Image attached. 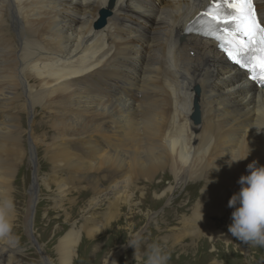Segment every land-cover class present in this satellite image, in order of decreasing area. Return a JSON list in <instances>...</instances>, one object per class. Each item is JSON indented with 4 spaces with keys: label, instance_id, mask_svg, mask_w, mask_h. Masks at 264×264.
<instances>
[{
    "label": "bare ground",
    "instance_id": "1",
    "mask_svg": "<svg viewBox=\"0 0 264 264\" xmlns=\"http://www.w3.org/2000/svg\"><path fill=\"white\" fill-rule=\"evenodd\" d=\"M208 1L166 0L156 6L150 0H115L105 26L95 30L109 0H0V198L11 196V157L17 154L19 133L16 105L23 101L27 114L36 104L54 114L59 135L48 151L50 160L75 181H86L95 195L89 209L104 203L116 211L110 227L123 208H138L135 197L140 203L144 198L138 181L151 185L159 173L176 183L205 184L193 218L181 219L183 227L192 221L196 227H211L207 218L216 210L231 215L228 200L239 191L237 181L247 174V165H264V91L246 86L244 74L230 67L210 41L188 36L179 42L186 22ZM151 24L154 29L148 32ZM148 50L147 73L139 79ZM93 77L132 90L134 99L92 93L86 81ZM194 102L198 125L190 119ZM72 143L86 157L72 154ZM248 150L247 159L228 167L230 157ZM93 173H99L101 184ZM66 189L59 185L58 191ZM36 190L30 194L29 214ZM164 197L155 195V200ZM30 218L26 236L34 245ZM179 239L172 238L171 245L180 247ZM79 240L77 233L61 242V264H71ZM18 253L0 245V264H20ZM115 257L109 258L111 264H117Z\"/></svg>",
    "mask_w": 264,
    "mask_h": 264
},
{
    "label": "rangeland",
    "instance_id": "2",
    "mask_svg": "<svg viewBox=\"0 0 264 264\" xmlns=\"http://www.w3.org/2000/svg\"><path fill=\"white\" fill-rule=\"evenodd\" d=\"M150 1L154 2L156 6H162L166 0ZM135 21L140 22L137 19ZM153 26L154 24H151L146 30L152 31ZM144 53L147 54H144L145 58L141 59L142 68L139 79L143 74L146 75L145 71L151 55L149 50ZM29 83L30 86H35L34 82ZM86 84H88L89 91L94 94L98 92L100 96H107L106 99H114L119 95L131 96L134 99L132 90H126L115 82L106 83L98 80V77H93L89 78ZM113 84L117 87H113ZM20 92L22 93V91ZM111 92H113V98H110ZM24 100L26 99L24 98ZM22 105L23 101L16 105L17 108L18 106L20 108L16 109L18 114L15 113L19 132V144L17 143L16 146L19 148L14 149L17 154L13 152L14 157H11L12 160L14 158L11 173V197L15 204L13 232L20 238L19 247L11 249L19 250L16 256L20 264H61L59 258L61 242L77 233L80 235V240L71 259V264H111L109 258L111 260L115 254L117 259L115 263L117 264H143L142 260L137 262L133 258L135 249L126 244L129 236H135L137 233L142 238L138 255L142 256L147 246L156 242L169 255L168 264H213V261H216L217 264H264V247L240 242L228 232L231 215L226 211H213L214 214L207 218L211 221L209 228L196 227L194 224L196 221L183 227L181 219L188 220L194 216L192 215L193 209L196 207L205 185L200 182L190 183L189 180H185L176 183L173 177L167 178L162 173L157 175L153 185H145L146 183L140 180L137 185L144 198L140 203L135 197V203L139 205L138 208L134 206V210L131 209V211L128 207L123 208L122 211H119L120 217L110 227L112 221L110 216L116 211H108L107 204L104 203H98L95 208L89 209L88 201L95 195L88 189L86 181H75L67 171L60 172L63 168H59V164L50 160L48 151L54 146L53 138L59 135L52 125L55 121L54 114L38 104L33 106L27 114ZM95 139L100 145L102 144L99 137ZM76 147V144L73 143L68 145L72 154L80 156L83 153L82 156L86 157L84 152H80L79 148L76 150ZM29 152L34 154V162ZM92 176L98 184H101L99 173H93ZM59 185L66 186L68 189L60 194ZM36 188L37 200L29 214L30 194L32 189ZM78 189L83 190L84 193L79 194ZM155 195L159 197L165 195L163 202L155 200ZM29 215L31 216V235L34 245H29L26 236ZM125 218H127L126 221ZM93 229H97L93 236H85L87 231ZM199 231L197 239L192 237L193 233L198 235ZM215 233L216 235H214ZM177 237L180 238L178 242H182V247L181 245L180 247L171 245L172 238Z\"/></svg>",
    "mask_w": 264,
    "mask_h": 264
},
{
    "label": "clouds",
    "instance_id": "3",
    "mask_svg": "<svg viewBox=\"0 0 264 264\" xmlns=\"http://www.w3.org/2000/svg\"><path fill=\"white\" fill-rule=\"evenodd\" d=\"M249 154L250 150L243 156L230 157L228 167L231 168L232 165L247 159ZM246 172L247 174L240 176L237 181L239 191L228 200L227 206L233 211L227 230L240 242L264 247V165L252 161L247 165ZM204 191L205 188L202 193ZM14 215L15 204L12 197L0 198V245L10 248H17L20 245L19 236L13 232ZM141 243L139 233L135 236L130 235L126 240L127 246L135 249L133 258L137 262L142 260L143 264H168L169 255L156 242L149 244L142 256L138 255ZM213 264L217 262L213 261Z\"/></svg>",
    "mask_w": 264,
    "mask_h": 264
},
{
    "label": "snow or ice",
    "instance_id": "4",
    "mask_svg": "<svg viewBox=\"0 0 264 264\" xmlns=\"http://www.w3.org/2000/svg\"><path fill=\"white\" fill-rule=\"evenodd\" d=\"M186 31L219 41L229 59L264 87V22L254 0H215Z\"/></svg>",
    "mask_w": 264,
    "mask_h": 264
},
{
    "label": "water",
    "instance_id": "5",
    "mask_svg": "<svg viewBox=\"0 0 264 264\" xmlns=\"http://www.w3.org/2000/svg\"><path fill=\"white\" fill-rule=\"evenodd\" d=\"M101 14L103 15V14H105L104 12H101ZM103 19H104V15L102 16V19H101V21L97 24V25H95V28L96 29H99V28H101L103 25H104V23H103ZM191 120L194 122V124H199V122H200V112H199V110H198V108H197V105H196V103L194 104V112L192 113V115H191Z\"/></svg>",
    "mask_w": 264,
    "mask_h": 264
}]
</instances>
